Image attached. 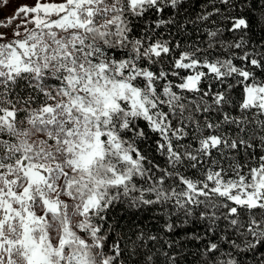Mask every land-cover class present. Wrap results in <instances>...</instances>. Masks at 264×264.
Returning a JSON list of instances; mask_svg holds the SVG:
<instances>
[{"label": "snow or ice", "instance_id": "obj_1", "mask_svg": "<svg viewBox=\"0 0 264 264\" xmlns=\"http://www.w3.org/2000/svg\"><path fill=\"white\" fill-rule=\"evenodd\" d=\"M0 264H264V0L0 20Z\"/></svg>", "mask_w": 264, "mask_h": 264}, {"label": "rangeland", "instance_id": "obj_2", "mask_svg": "<svg viewBox=\"0 0 264 264\" xmlns=\"http://www.w3.org/2000/svg\"><path fill=\"white\" fill-rule=\"evenodd\" d=\"M30 3L27 0H0V20L14 15L18 7Z\"/></svg>", "mask_w": 264, "mask_h": 264}, {"label": "trees", "instance_id": "obj_3", "mask_svg": "<svg viewBox=\"0 0 264 264\" xmlns=\"http://www.w3.org/2000/svg\"><path fill=\"white\" fill-rule=\"evenodd\" d=\"M27 1H30V2H32V0H27Z\"/></svg>", "mask_w": 264, "mask_h": 264}]
</instances>
